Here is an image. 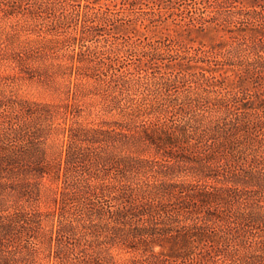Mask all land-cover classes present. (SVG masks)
Wrapping results in <instances>:
<instances>
[{
	"label": "trees",
	"instance_id": "obj_1",
	"mask_svg": "<svg viewBox=\"0 0 264 264\" xmlns=\"http://www.w3.org/2000/svg\"><path fill=\"white\" fill-rule=\"evenodd\" d=\"M112 1L23 11L66 81L0 89V264H264V0Z\"/></svg>",
	"mask_w": 264,
	"mask_h": 264
},
{
	"label": "rangeland",
	"instance_id": "obj_2",
	"mask_svg": "<svg viewBox=\"0 0 264 264\" xmlns=\"http://www.w3.org/2000/svg\"><path fill=\"white\" fill-rule=\"evenodd\" d=\"M103 1L111 3L112 0ZM141 1L143 3L136 5L135 11L137 13L149 11L151 6L157 7L155 3H152V0ZM164 1L167 3L169 0ZM30 2L31 0H25L22 3L15 0H10V2L0 0V89L8 92L11 89L17 95L27 98L39 100L59 99L63 96V93L57 91L56 88L62 86L66 81L62 74V65L66 61V48L57 44L53 50L45 51V49L40 48L41 50L38 52L30 51L26 60L28 63L27 72H20L18 66L16 59L18 52L21 53L30 46H33L34 49L36 46L48 45L46 38L51 37V35H37V33L28 34L25 26L26 21L23 20V11ZM121 5L119 3V6ZM9 11L10 13H8ZM129 11L131 10L129 9ZM166 12L167 24L173 29L174 20L172 15L168 13V9H166ZM40 21L34 23L37 24ZM183 36L190 40V44L195 47L202 43L210 46L211 43L216 41L213 35H203L195 31ZM42 207H44V204H42ZM130 255V253L119 254L118 264H127V258Z\"/></svg>",
	"mask_w": 264,
	"mask_h": 264
}]
</instances>
